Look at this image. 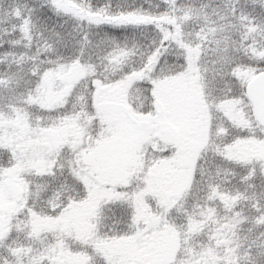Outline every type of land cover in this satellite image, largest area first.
I'll list each match as a JSON object with an SVG mask.
<instances>
[{
    "label": "snow or ice",
    "instance_id": "6c2138e0",
    "mask_svg": "<svg viewBox=\"0 0 264 264\" xmlns=\"http://www.w3.org/2000/svg\"><path fill=\"white\" fill-rule=\"evenodd\" d=\"M0 264H264V0H0Z\"/></svg>",
    "mask_w": 264,
    "mask_h": 264
}]
</instances>
